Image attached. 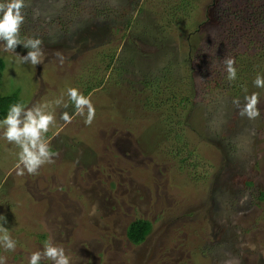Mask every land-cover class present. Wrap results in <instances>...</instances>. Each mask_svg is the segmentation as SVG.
Returning a JSON list of instances; mask_svg holds the SVG:
<instances>
[{"label":"rangeland","instance_id":"1","mask_svg":"<svg viewBox=\"0 0 264 264\" xmlns=\"http://www.w3.org/2000/svg\"><path fill=\"white\" fill-rule=\"evenodd\" d=\"M143 1L151 13L160 12V7L166 13L179 0ZM188 1L195 5L194 19L172 21L166 30L167 46L180 55L179 64L189 50L188 34L207 20L217 0ZM25 2L46 10L55 0ZM52 31L42 35L44 60L35 67L4 52L0 42L5 62L1 95L17 93L27 107L62 99L54 110L56 123L46 134L51 151L58 155L37 175H16L19 148L3 139L0 128V216L16 241L15 251L0 245L6 264H28L30 254L41 251L46 242L64 248L72 264H264V201L253 199L243 183L251 181L254 193L264 191V88L256 92L261 115L249 120L239 115L233 100L242 107L244 97L256 91L252 83L239 95L204 90L201 82L210 84L196 74L190 81L186 62L180 65L183 78L168 80V90L176 87L191 99L178 143L184 156L194 153L185 165H199L190 174L186 166L180 168L175 133L167 140L164 135L165 121L177 118L175 112L167 110L169 106L147 107L152 94L138 92L141 88L132 75L103 71L105 84L88 96L96 109L90 126L72 112L70 124L60 120L67 109L59 110L69 100L67 90L75 87L74 78L89 55L72 42L57 46L51 36L60 32ZM125 42L118 41L116 50L124 53ZM27 51L22 46L15 50L21 56ZM136 219L152 224L137 246L126 238L127 226Z\"/></svg>","mask_w":264,"mask_h":264},{"label":"trees","instance_id":"2","mask_svg":"<svg viewBox=\"0 0 264 264\" xmlns=\"http://www.w3.org/2000/svg\"><path fill=\"white\" fill-rule=\"evenodd\" d=\"M3 2L7 0H0V3ZM25 4L21 39L39 38L45 44L42 37L45 31L56 30L60 34L51 37L57 46L72 42L82 48L80 52L89 55L88 59H83L80 73L74 78L75 87L72 85V88L88 97L105 84L103 71L111 76L115 73L118 77L128 74L138 82L141 88L138 92H151V100L145 101L150 105L145 104L147 107L158 110L169 106L167 110L175 112L177 118L170 116L165 121L164 135L167 140L170 133H175V143L180 149L179 154L176 152L180 158V168L186 166L190 174L195 173L199 165L193 161L185 165L194 153L187 151L184 156V147H179L178 143H182L179 139L182 134L180 124L187 122L189 113L186 116L184 114L192 103L176 87L169 92L171 85L168 80L182 79L180 65L186 62L184 64H187V77L190 81H195L196 74L197 79L201 78L210 84L205 86L201 82L203 88L210 87L221 93L233 91L239 95L245 92L250 83L254 86L257 74L264 75V0H239V3L232 5L217 0L214 9L207 14V20L188 34L189 50L180 64V55L167 46L166 32L172 21H184L187 17L194 19L195 5L188 0L173 2L166 13H162L161 7L160 12L151 13L144 8L143 0H55L54 5L46 10L41 9L38 3ZM118 41H126L121 45L126 50L124 53L116 50ZM149 46L155 47L153 52L148 51L146 47ZM227 58L235 60V81L227 80L224 64ZM4 68L5 62L0 57V72ZM191 87L193 96H196V89ZM16 103H20L17 93L8 96L0 94V121L5 118L9 107ZM67 104L69 115L70 112L75 113L71 101L68 100ZM62 108L65 107L59 110ZM169 150L172 153V149ZM192 178L198 180L197 176ZM243 183L251 189L253 199L264 201L263 190L258 189L254 193L251 181L243 180ZM151 229V222L136 219L127 226L126 238L131 244L140 245Z\"/></svg>","mask_w":264,"mask_h":264},{"label":"clouds","instance_id":"3","mask_svg":"<svg viewBox=\"0 0 264 264\" xmlns=\"http://www.w3.org/2000/svg\"><path fill=\"white\" fill-rule=\"evenodd\" d=\"M25 7V0H7V2L0 3V42H3L4 52L13 53L21 64L27 63L35 67L41 65L44 60L43 41L33 37L21 39L20 31L25 22L23 13ZM18 46L27 49V54L21 56L16 53L15 50ZM58 57L63 63V57L59 54ZM224 64L227 80L235 81L237 78L235 60L227 58L224 60ZM253 83L257 88H264V75L257 74ZM67 96L75 107V115L84 117V124L90 126L96 115V109L91 99L76 88H69ZM259 103V94L256 92L244 97L242 107L238 99L233 100V104L239 109V115L249 120L260 117ZM61 104L62 99L37 103L31 107H27L23 103H16L9 107L5 118L0 121L3 139L19 148L18 162L15 166L16 175L23 176L26 173L37 175L43 165L55 162L54 157L58 153L51 151L46 134L50 127L56 123L54 106ZM63 106L67 108L68 104L64 103ZM59 118L67 125L72 122L74 116L65 111L60 114ZM93 214H95V207ZM0 221H2L0 223V245L6 251H15L16 241L11 238L9 229L3 226L6 223V218L0 216ZM248 247L252 251L256 250L255 244H249ZM44 260H49L52 264H72L70 257L65 254L64 248L57 247L51 242H46L41 251L32 252L28 257V264H41ZM0 264H6V257L0 256Z\"/></svg>","mask_w":264,"mask_h":264}]
</instances>
